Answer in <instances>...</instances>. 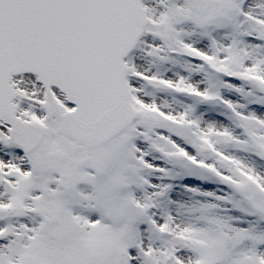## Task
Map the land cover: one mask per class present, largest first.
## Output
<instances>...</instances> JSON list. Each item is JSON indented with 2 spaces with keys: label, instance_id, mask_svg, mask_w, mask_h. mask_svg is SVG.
I'll return each mask as SVG.
<instances>
[{
  "label": "snow or ice",
  "instance_id": "1",
  "mask_svg": "<svg viewBox=\"0 0 264 264\" xmlns=\"http://www.w3.org/2000/svg\"><path fill=\"white\" fill-rule=\"evenodd\" d=\"M0 264H264V0H0Z\"/></svg>",
  "mask_w": 264,
  "mask_h": 264
}]
</instances>
